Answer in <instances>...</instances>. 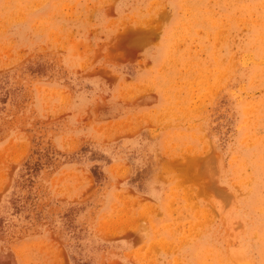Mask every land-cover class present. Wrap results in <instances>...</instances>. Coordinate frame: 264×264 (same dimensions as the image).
Wrapping results in <instances>:
<instances>
[{"label": "rangeland", "instance_id": "374dc122", "mask_svg": "<svg viewBox=\"0 0 264 264\" xmlns=\"http://www.w3.org/2000/svg\"><path fill=\"white\" fill-rule=\"evenodd\" d=\"M0 264H264V0H0Z\"/></svg>", "mask_w": 264, "mask_h": 264}, {"label": "bare ground", "instance_id": "6f19581e", "mask_svg": "<svg viewBox=\"0 0 264 264\" xmlns=\"http://www.w3.org/2000/svg\"><path fill=\"white\" fill-rule=\"evenodd\" d=\"M186 196V195H185ZM146 238V237H145ZM163 247V246H162ZM156 251V250H155Z\"/></svg>", "mask_w": 264, "mask_h": 264}]
</instances>
